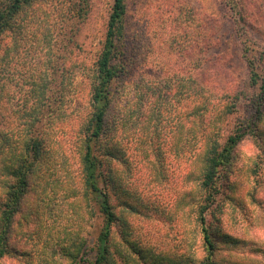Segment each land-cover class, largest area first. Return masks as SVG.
<instances>
[{
	"label": "rangeland",
	"instance_id": "374dc122",
	"mask_svg": "<svg viewBox=\"0 0 264 264\" xmlns=\"http://www.w3.org/2000/svg\"><path fill=\"white\" fill-rule=\"evenodd\" d=\"M112 2L34 0L0 40V131L15 138L32 124L44 150L14 216L11 252L0 264H68L61 246L85 237L90 247L102 227L100 213L80 196L78 146L87 75ZM255 5L248 12L249 36L264 52V0ZM207 10L219 27L216 44L191 51L187 34L201 35ZM233 19L222 0H127L116 58L121 73L111 84L106 133L96 151L121 190L112 191V203L123 218V239L126 234L142 250L135 254L123 240L118 264H197L206 253L195 221L200 191L189 141L193 129L203 140L212 127L203 117L190 122L186 79L194 61L202 85H220L219 95L229 92L230 81L239 85L237 110L213 122L219 139L230 123L248 116L245 100L257 89L248 86ZM125 115L130 118L123 125L118 121ZM253 127L235 147L228 178L207 215L219 242L217 260L224 264H264V116ZM115 149L117 157L110 153ZM113 230L118 239V226Z\"/></svg>",
	"mask_w": 264,
	"mask_h": 264
},
{
	"label": "trees",
	"instance_id": "16d2710c",
	"mask_svg": "<svg viewBox=\"0 0 264 264\" xmlns=\"http://www.w3.org/2000/svg\"><path fill=\"white\" fill-rule=\"evenodd\" d=\"M33 1L0 0V40L6 32L12 31L19 14ZM222 1L224 6L233 13L234 31L238 36L241 58L246 67L247 83L248 86L257 89V94L245 100L249 105L248 116L239 124L230 123L231 128H227L223 139H219L220 137L214 135L213 122H216L217 118L220 120V116L227 119L237 110L238 102L241 101L239 100L241 89L237 82L232 80L229 82V92L219 95L222 87L218 85L216 90H213L202 85V79L195 72V68L199 65L196 66L198 63L194 61L193 64L191 63L192 72L186 79L187 98L190 100V122L194 126L197 119L203 117L208 121L209 127H212L203 140L197 138V131L193 129L189 141L191 162L197 164L196 169H198V174H193L192 178L200 191L199 200L196 203L193 202L195 221L198 223L202 245L206 252L197 264H224L217 260L219 242L214 237L212 225L207 222V215L220 192V186L225 182V178H228V169L232 165L235 147L253 131V126L261 122L264 116V112L260 109L264 107V75L262 74L264 52L250 39L251 22L248 20V12L256 7L257 0ZM126 14L127 0H113L108 13L104 39L96 55L92 72L87 75L88 101L79 130V164L82 173L80 196L87 198L89 203L86 205L100 213L103 224L92 239V246L89 247L85 237L77 239V242L69 240L64 243V247L61 246V251H64L63 256L70 260L68 264H118V261L122 263L123 240L135 254L142 255V250L135 241H130L126 234L123 239V218L115 212V206L112 203V191L116 193L120 187L115 186L113 174L105 171L103 161L96 152L101 148L98 144L106 133L107 111L112 100L111 84L121 73L116 58L118 43L125 36ZM202 25L200 36L187 34L189 39L187 46H190L191 51L198 45H201L204 50H210L216 44L219 27L208 10L204 14ZM123 69H125L124 65ZM33 83L35 84V81ZM33 92L31 90L34 95ZM129 118L125 115L123 120L118 119L122 120L118 122L125 125ZM137 120L138 115H136V122ZM27 129L26 135H18L15 138L7 132L0 131V258L11 252L9 238L14 216L32 184L44 151L43 138L39 136V133L35 135L30 131L32 124ZM178 144V140L173 143L174 146ZM110 153L114 157L118 156L117 149ZM73 194L77 195V192ZM78 205L82 207L83 202H79ZM115 226H118L119 230L118 239L114 236ZM219 236L217 234V237ZM70 247H72L71 250H69ZM116 256L119 257L118 261Z\"/></svg>",
	"mask_w": 264,
	"mask_h": 264
}]
</instances>
